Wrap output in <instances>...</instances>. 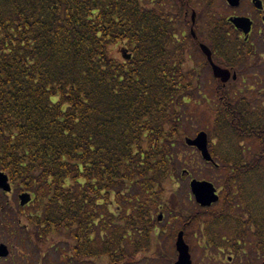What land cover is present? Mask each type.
Wrapping results in <instances>:
<instances>
[{
	"label": "trees",
	"instance_id": "obj_1",
	"mask_svg": "<svg viewBox=\"0 0 264 264\" xmlns=\"http://www.w3.org/2000/svg\"><path fill=\"white\" fill-rule=\"evenodd\" d=\"M165 1L174 0H0V172L30 197L0 224L18 243L90 250L88 237L99 236L102 252L116 236L151 234L154 214L176 213L165 186L188 172L179 155L197 153L184 138L200 110L218 166L203 164L223 173V200L194 214L181 208L179 219L203 218V235L264 259L261 93L199 81L201 62L187 64L199 51L174 47L161 28ZM197 3L218 57L264 62L237 52L214 0Z\"/></svg>",
	"mask_w": 264,
	"mask_h": 264
},
{
	"label": "flooded vegetation",
	"instance_id": "obj_2",
	"mask_svg": "<svg viewBox=\"0 0 264 264\" xmlns=\"http://www.w3.org/2000/svg\"><path fill=\"white\" fill-rule=\"evenodd\" d=\"M175 1V0H174ZM174 1H165L161 4L162 16L160 17V25L163 28V32L170 27L167 35L170 37V43L174 47L182 48L185 50H195L198 52V56L205 60V63L201 62L200 72H199V81H214L219 82L217 86V92L220 91L221 87L230 85L232 80L230 79L233 73H236L237 78H241L243 73L249 71L251 65L236 64L234 61L227 62L224 58L218 57L213 48V42H216L217 39L210 34L209 27L206 25L207 21L204 16H199L198 12V3L197 0H182L179 5V10L177 12L178 5ZM223 1L225 8L231 10V14L221 16L217 13L216 18L225 22L226 27L224 30L227 32L225 35L228 38L235 40L237 44V52L249 55L250 53H257L258 56L264 60V3L263 0H248V4L242 3L236 8L229 7L227 3ZM247 1V0H246ZM259 1V5L256 3ZM196 4L193 5V3ZM196 5V6H195ZM247 5L248 9L244 12L241 11L242 7ZM182 6V8H181ZM237 11V13H236ZM247 13V14H246ZM227 17V18H226ZM247 18L251 22V29L248 34H244L241 30L236 29L231 23L230 19L232 18ZM200 45L206 46L211 52L212 62L219 68L226 70L230 73V78L226 83H222L219 79L214 78L211 67L207 62L206 56L202 53ZM190 58V57H189ZM259 63H262L261 61ZM187 64H190V67H194V61L190 59ZM233 64V65H231ZM189 66V65H188ZM246 68L244 69L243 67ZM257 66V65H256ZM255 66V67H256ZM249 67V68H248ZM208 69V74H203L202 69ZM243 71V72H242ZM238 72H242L241 75H238ZM202 78V79H201ZM249 91V90H248ZM253 94V93H252ZM217 191V190H216ZM217 191L219 196V201L212 205L210 209H216L222 203V196ZM152 223V228L149 229L151 234L148 235H122L116 236L113 238L116 243H112V250L110 251H100L94 250L97 247H100V243H95V240L100 239L99 236H90L88 239H91L90 250H85V243L79 245L81 249L76 250L77 243H64V249L60 251L62 256V264H175L178 259V253L175 250V241L176 236L173 235L175 232L172 227L170 228L169 223L163 227L157 226L161 221L150 220ZM172 229V230H171ZM172 232L171 234H169ZM161 233V234H160ZM171 236L172 238V251L165 250V239L166 237ZM175 237V238H174ZM204 240H216L220 242L219 236L217 235H202ZM196 238V235L194 236ZM81 239H87L81 238ZM224 243V239H222ZM228 242H225V244ZM34 245V244H33ZM219 244L215 243L214 245L208 244L209 248L218 247ZM35 246V245H34ZM223 247V246H222ZM93 249V250H92ZM229 248L227 245L223 249H219L220 253H225ZM191 264L196 263V258L193 253L189 251ZM1 260V259H0ZM7 260V259H2ZM202 264V261L199 262Z\"/></svg>",
	"mask_w": 264,
	"mask_h": 264
},
{
	"label": "rangeland",
	"instance_id": "obj_3",
	"mask_svg": "<svg viewBox=\"0 0 264 264\" xmlns=\"http://www.w3.org/2000/svg\"><path fill=\"white\" fill-rule=\"evenodd\" d=\"M196 1V0H194ZM244 4H248V0H242ZM215 10L221 15L225 16L231 14V10L225 8L222 0H214ZM196 2L193 3V5ZM196 6V5H195ZM248 9L247 5L243 6L241 11L244 12ZM237 13V11H236ZM247 14V13H246ZM227 18V17H226ZM121 47L119 45L111 48V55L117 59L121 58L120 54ZM264 51H261L263 53ZM192 61L194 63L198 60L200 61L201 58L198 54H193L191 56ZM190 66V64H188ZM195 65V64H194ZM249 68V67H248ZM203 74H208V69L203 68ZM202 79V78H201ZM206 86L209 88L211 86L212 89L217 88V83L214 81L205 82ZM202 84V83H201ZM215 85V87H214ZM237 90H242L243 93H253L249 94L254 96L259 91L261 98L256 99L258 102L261 101V107L264 106V62L257 65L251 64L249 71L243 73L241 78H237L236 81ZM204 86H202L203 88ZM208 89L205 88L204 91L201 93L203 96L208 97L210 99V94H206ZM249 90V91H248ZM244 95V94H243ZM259 105V103H258ZM205 109V108H204ZM202 109V110H204ZM196 120L192 121V127L187 128L186 137L193 138L196 133L203 130L205 127L204 121L201 119V112L200 110L197 112L195 117ZM186 128V127H185ZM180 158L185 159L187 164L184 165L185 171L179 174V176H175L174 180L168 181L167 185L165 186L166 189V199L174 198L177 208L175 209V215H172L171 218L166 216V213H161L163 218L161 223L157 226L163 227L169 223L170 228L172 229H185L184 240L185 243L189 246L190 252L194 254L196 258V263L200 264L199 262L202 261V264H251V263H260L264 259L262 257H258L256 253L247 250L246 252L239 247L237 251H234L231 248V242L224 240V243L218 242L217 244L219 248L212 247L209 248L208 244L211 243L207 242L206 240L200 237L202 234L200 223L203 225V218L202 222L195 220L190 224V226H183L185 222L184 219L180 218L181 208L185 211H188V214H194L195 211H198L199 207L196 206L194 203L193 198L189 193L188 183L191 179L199 180V181H207L216 188V190L220 193L221 187V177L223 175L220 171H213V169L209 166H206L201 161L200 156L195 153L187 150L186 152H182L179 155ZM180 173V171H179ZM20 193L16 190V188L12 189L10 194H4L0 190V202L2 203V207L4 206L5 209L0 208V217L1 214L6 210H12L18 205V195ZM0 203V207H1ZM213 209V208H212ZM182 210V211H183ZM210 210V209H208ZM5 211V212H6ZM180 212V213H179ZM160 213L154 214V221L156 222V218ZM1 222V220H0ZM26 220L22 219L21 225H25ZM171 229V230H172ZM170 232L169 234H171ZM189 233V234H188ZM192 233V234H191ZM161 234V233H160ZM176 232H173V235L176 236ZM196 235V238L194 236ZM23 238V237H22ZM175 238V237H174ZM15 237L8 235L4 230L2 224H0V243L6 245L9 248L10 255L7 260H0V264H62V256L60 255V249L55 250V246L48 245L46 248H42L39 250V247L33 245V242H29L25 240L22 244L18 243ZM175 241V239H173ZM225 242H228L225 244ZM165 250L172 251V238L171 236L166 237L165 242ZM227 245L229 250L225 251V253H220L218 250L223 249V247ZM60 246V244L58 245ZM223 246V247H222ZM237 246L236 244L232 245ZM62 251V249H61Z\"/></svg>",
	"mask_w": 264,
	"mask_h": 264
},
{
	"label": "water",
	"instance_id": "obj_4",
	"mask_svg": "<svg viewBox=\"0 0 264 264\" xmlns=\"http://www.w3.org/2000/svg\"><path fill=\"white\" fill-rule=\"evenodd\" d=\"M230 7H237L241 0H225ZM259 1H257L256 5H259ZM230 22L234 25L236 29L241 30L244 34H248L251 28V22L247 18H232ZM200 49L202 53L206 56L207 62L210 64L213 76L216 79H219L220 82L226 83L230 78V73L226 70H223L216 66L211 59V52L209 49L200 45ZM232 80H236V75H232ZM185 143L189 147L196 148L204 161L212 162L211 156L208 152L207 148V135L204 132H200L196 135L194 139H186ZM0 190L3 193H10L11 186L8 181V177L0 172ZM190 190L192 195L194 196L195 202L201 207H209L211 204L217 202L218 197L215 193V188L211 183L208 182H200L196 180H192L190 182ZM20 205L23 206L29 202V198L27 195L19 196ZM158 219H161L159 216ZM176 250L178 252V260L175 264H191L190 258L188 254V247L183 241V233L180 232L177 236L176 240ZM9 255V250L6 245L0 244V258H6ZM261 264H264L261 263Z\"/></svg>",
	"mask_w": 264,
	"mask_h": 264
}]
</instances>
